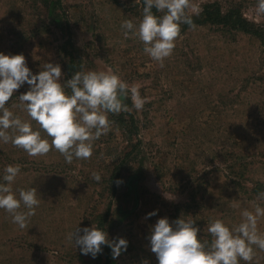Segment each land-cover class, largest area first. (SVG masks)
Returning a JSON list of instances; mask_svg holds the SVG:
<instances>
[{
  "label": "rangeland",
  "instance_id": "1",
  "mask_svg": "<svg viewBox=\"0 0 264 264\" xmlns=\"http://www.w3.org/2000/svg\"><path fill=\"white\" fill-rule=\"evenodd\" d=\"M214 1L223 9L236 4L246 19L264 22L256 13L257 0H190L186 14L197 15ZM142 2L61 0L54 11L60 24H54L42 0H0V52L23 54L33 74L45 63L59 64L66 81L60 49L70 40L76 71L115 73L129 88L137 86L146 101L136 110L129 94L127 112L137 134L129 135L127 124L114 125L108 116L110 130L93 142L88 159L66 163L54 148L33 157L0 142V178L6 166L19 165L12 183L16 197L20 189L35 188L40 199L24 229L0 209V264H108V258L109 264H158L148 236L159 218L194 220L207 249L214 239L207 231L211 222L221 220L231 229L243 221V210L264 208V188L251 193L254 185L264 186V47L240 32L192 27L176 38L161 67L120 27L124 20L139 22ZM28 87L25 83L5 106L51 143L19 100ZM65 93L71 90L65 87ZM126 153L130 157L117 178L122 183L115 180L112 195L114 165ZM93 172L101 181L92 179ZM109 202L110 217L101 228L110 240L126 239L127 250L116 259L107 245L100 257L82 255L69 233L76 226L100 227ZM153 210L157 215L146 218ZM257 230L264 236V216ZM253 247L250 264H264V251Z\"/></svg>",
  "mask_w": 264,
  "mask_h": 264
},
{
  "label": "clouds",
  "instance_id": "2",
  "mask_svg": "<svg viewBox=\"0 0 264 264\" xmlns=\"http://www.w3.org/2000/svg\"><path fill=\"white\" fill-rule=\"evenodd\" d=\"M143 5L138 23L124 20L120 27L125 37H137L144 45L143 51L163 67L180 35V26H194L192 18L186 14L190 0H143ZM153 9L163 15H155ZM256 13L264 16V0H257ZM63 76L59 64L45 63L43 70L33 74L23 54L0 52V142H11L33 157L46 155L54 148L64 156L66 163L74 158L88 159L92 156L93 142L110 130L108 114L129 111L124 103L129 94L136 110L143 109L146 102L137 86L129 88L112 72L76 71L66 81ZM25 83L28 90L18 96L19 100L31 120L51 138V143L5 106ZM65 87L71 90L70 95L65 93ZM9 129L14 130L15 135H10ZM20 171L19 165L5 167L0 178V209L8 212L12 222L24 229L29 218L36 214L40 199L35 188L20 189L19 198L16 197L12 183ZM91 175L94 181H101L99 173ZM116 183L119 185L122 181ZM22 207L25 211H20ZM155 215L157 210L147 213L146 218ZM241 215L243 221L231 229L221 220L211 222L207 231L214 239L207 249V242L198 239L200 229L194 226V220L178 218L169 223L167 217L159 218L148 236L150 250L155 253L158 264H239L241 260L250 264L253 246L264 251V236L257 230V220L264 216V208L257 205L254 213L245 209ZM68 239L75 248L79 247L82 255L93 259L102 252V245L111 249L113 259L128 246L126 239L110 240L104 230L93 226L82 229L76 226Z\"/></svg>",
  "mask_w": 264,
  "mask_h": 264
},
{
  "label": "trees",
  "instance_id": "3",
  "mask_svg": "<svg viewBox=\"0 0 264 264\" xmlns=\"http://www.w3.org/2000/svg\"><path fill=\"white\" fill-rule=\"evenodd\" d=\"M60 2L61 0H42V3L47 9L48 17L51 19V22L54 24H60V21H58V19L55 18L54 16V11L56 9H59V7L61 6ZM143 6L144 5L142 2L141 7ZM153 12L155 15L161 16L160 12H156L155 9H153ZM190 17L192 18V21H193V25H194L193 27L208 26V27H215L222 31L240 32L244 35H248V36L255 38L264 47V22L261 24H256L246 19L242 13L241 8L237 7L236 4H234V6L232 7L223 9V6L220 3L216 1L209 2L203 5L201 11L197 15H190ZM180 27H181V32H184L185 30L192 28L186 24H182ZM68 45L70 46L68 47ZM70 47H72L71 41L67 40L60 49V52L64 54L66 58V62L64 64V71H65V76L67 77V79L71 78L72 74L76 72V69L78 67L77 59L74 53L69 50ZM124 103L129 106L130 100L127 98L124 100ZM108 116L109 118H111V121L114 123V125L122 127L123 124H127L126 126L128 128L127 133L129 135L137 134L138 126L136 124L134 116L130 114L129 112L122 111L119 114H108ZM125 118H127V120H125ZM137 144L138 143H136V145ZM136 145L133 146L134 147L133 149H135ZM129 157H130V153H126L123 159L117 165L116 164L114 165V171L112 172V176H111L112 195L116 193L115 180H118L117 178L121 173L122 167L124 163H126ZM133 180L134 179H132V177L127 178L125 182L126 186L129 187L130 183ZM260 188H264V186L260 184L254 185L251 188L252 190L251 193L258 194V189ZM110 213H111V203L109 202L106 214L99 223V226H100L99 228H101V226L105 223V220L107 219V217L108 218L110 217ZM120 213L123 216H126L129 214V212H124V211ZM102 250H104L103 247H102ZM108 253H109V249H108ZM97 256L100 257V253ZM108 264H109V258H108Z\"/></svg>",
  "mask_w": 264,
  "mask_h": 264
}]
</instances>
